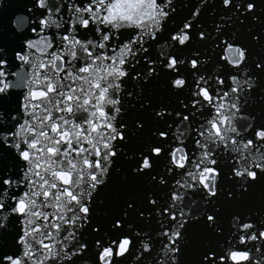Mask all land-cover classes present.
<instances>
[{"label":"snow or ice","instance_id":"snow-or-ice-1","mask_svg":"<svg viewBox=\"0 0 264 264\" xmlns=\"http://www.w3.org/2000/svg\"><path fill=\"white\" fill-rule=\"evenodd\" d=\"M9 9L0 264H264V0Z\"/></svg>","mask_w":264,"mask_h":264},{"label":"water","instance_id":"water-1","mask_svg":"<svg viewBox=\"0 0 264 264\" xmlns=\"http://www.w3.org/2000/svg\"><path fill=\"white\" fill-rule=\"evenodd\" d=\"M9 0H0V4L8 3ZM20 3V0H11L12 9H9V11L14 10ZM7 16L8 12L6 11L2 17H0V31L7 28Z\"/></svg>","mask_w":264,"mask_h":264}]
</instances>
